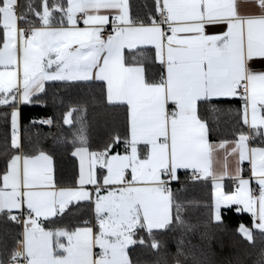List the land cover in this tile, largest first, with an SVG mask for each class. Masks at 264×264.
I'll return each mask as SVG.
<instances>
[{
	"label": "snow or ice",
	"instance_id": "1",
	"mask_svg": "<svg viewBox=\"0 0 264 264\" xmlns=\"http://www.w3.org/2000/svg\"><path fill=\"white\" fill-rule=\"evenodd\" d=\"M131 7L129 0H0V108L12 150L6 140L0 217L23 225L0 264H134L137 245L159 254L158 234L196 229L174 199L179 170L210 183L217 227L221 207L235 205L252 219L238 233L249 242L253 229L264 235V146L250 144L264 143V0H152L142 16ZM47 82H100L107 105L125 109L123 134L97 150L82 128L74 133L78 174L70 185L57 183L52 155L28 154L19 137L21 106L43 104ZM232 98L239 128L231 141L211 142L201 110L218 112ZM80 202L93 218L62 226L68 206ZM184 244L177 242L173 264H206L203 251L185 252Z\"/></svg>",
	"mask_w": 264,
	"mask_h": 264
},
{
	"label": "trees",
	"instance_id": "2",
	"mask_svg": "<svg viewBox=\"0 0 264 264\" xmlns=\"http://www.w3.org/2000/svg\"><path fill=\"white\" fill-rule=\"evenodd\" d=\"M26 0H19L23 5ZM152 0H130L131 14L142 16L144 4ZM43 104L21 106V141L24 151L35 154L39 150L53 156L56 180L58 184L70 185L78 174L77 159L72 156L73 145L69 141L74 133L82 128L88 146L97 150L103 146L111 135L123 134L125 127V109L107 105L100 82H81L74 87L62 86L60 82L46 84V92L41 96ZM220 111L201 110V117L211 129L210 141L222 139L231 141L238 130L237 109L239 100L233 98L218 105ZM4 109L0 108V174L6 166L5 141L9 143L8 155L11 154L10 124L4 119ZM71 112V123L65 124L64 117ZM50 118L52 123L39 121ZM248 131V129H245ZM253 146H264L259 138L250 141ZM176 202L184 206V217L195 231L181 235L173 230L158 234L161 243L159 254L150 248L134 246L130 248V258L134 264H152L161 258L173 264L177 242L185 241L184 251L189 252L195 245V251L204 253L206 264H258L264 256V235L253 229L254 241L245 240L237 231L240 224L252 227L250 214L236 212V206L222 209V224L217 227L211 220V185L210 183L190 180L186 173L180 172L179 180L172 183ZM175 212V209H173ZM67 215L61 222L69 229L82 226L92 214L91 206L85 203L74 204L66 209ZM22 233V223L16 225L0 217V258H4L15 247L16 240Z\"/></svg>",
	"mask_w": 264,
	"mask_h": 264
},
{
	"label": "crops",
	"instance_id": "3",
	"mask_svg": "<svg viewBox=\"0 0 264 264\" xmlns=\"http://www.w3.org/2000/svg\"><path fill=\"white\" fill-rule=\"evenodd\" d=\"M18 2H19V0H18ZM129 2H130V0H129ZM126 51V53H127V50H125ZM255 67H257V68H259L260 67V65L259 64H257V65H255ZM47 83H51V82H47ZM46 83V84H47ZM233 99V98H232ZM21 130H22V125H21V119H20V123H19V137H20V139H21ZM212 142V141H211ZM251 144V143H250ZM77 159V158H76ZM77 162H78V160H77ZM244 167L247 169V162H245V164H244ZM180 172H184V173H186L185 172V170H179V173H178V176H179V174H180ZM245 175H247V172H245ZM176 181H173V182H171V183H175ZM232 187V184H231V181L230 180H225V188H226V190H228V189H230ZM80 203H84V202H80ZM75 204V203H74ZM74 204H70L69 206H71V205H74ZM68 206V207H69ZM232 206H235V205H232ZM232 206H227V207H225V206H222L221 207V211H222V209H226V208H229V207H232ZM91 210H92V208H91ZM93 218V211H92V214H91V217H90V219L89 220H91ZM83 226V225H82ZM22 231H23V225H22ZM98 250V249H97Z\"/></svg>",
	"mask_w": 264,
	"mask_h": 264
},
{
	"label": "built area",
	"instance_id": "4",
	"mask_svg": "<svg viewBox=\"0 0 264 264\" xmlns=\"http://www.w3.org/2000/svg\"><path fill=\"white\" fill-rule=\"evenodd\" d=\"M190 175H191V172H190V170L187 172V176H188V178L190 179ZM191 180V179H190ZM171 186H172V183H171Z\"/></svg>",
	"mask_w": 264,
	"mask_h": 264
}]
</instances>
